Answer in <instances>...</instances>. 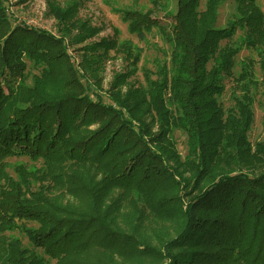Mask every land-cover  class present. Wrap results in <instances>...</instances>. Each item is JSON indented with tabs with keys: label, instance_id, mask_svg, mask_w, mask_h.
Wrapping results in <instances>:
<instances>
[{
	"label": "trees",
	"instance_id": "trees-1",
	"mask_svg": "<svg viewBox=\"0 0 264 264\" xmlns=\"http://www.w3.org/2000/svg\"><path fill=\"white\" fill-rule=\"evenodd\" d=\"M1 1L0 264H264V142L246 136L258 83L251 61L234 74L232 44L240 31L264 85L256 0H153L167 23L152 10L125 12L139 40L156 28L170 46L169 71L121 105L125 114L84 96L63 43L12 28ZM226 79L228 108L219 101ZM170 120L187 136L183 162ZM109 187L120 193L106 204ZM134 201L141 219L177 222L173 237L121 230L118 208L127 202L133 211Z\"/></svg>",
	"mask_w": 264,
	"mask_h": 264
},
{
	"label": "rangeland",
	"instance_id": "rangeland-1",
	"mask_svg": "<svg viewBox=\"0 0 264 264\" xmlns=\"http://www.w3.org/2000/svg\"><path fill=\"white\" fill-rule=\"evenodd\" d=\"M152 1L2 0L1 3L12 28H29L31 32H44L63 43L65 59L74 68L84 96L92 102L99 100L112 110L125 114L123 106L131 107L139 101L140 94L148 91L147 83L155 85L158 82L157 73L161 68L169 71L170 46L164 41L161 33L156 28H151L145 33L143 40H139L136 32L129 28L124 19V13L127 11L145 13L152 10V19L155 17L162 23L169 22L170 18L164 15L167 10L159 8L157 12L154 11ZM256 2L264 14V0ZM171 8L173 10V5ZM172 10L170 9V13ZM228 10L227 7L220 11L219 25L224 22ZM241 35L242 33L237 31L232 39V44L239 47L234 74L239 73L246 61H251V70L258 83L253 90L254 100L250 106L252 116L246 127L248 142L253 145L264 142V85L259 83L258 58L251 48L242 45ZM24 61L29 65L27 60ZM232 89L231 80L226 79L224 92L219 97L225 108L233 105ZM179 127L170 120L167 130L170 131L169 138L175 145L174 150L183 162L187 155V136ZM90 128L93 130L96 126ZM155 128L154 126V132L158 130ZM9 161L32 164L26 158H11ZM168 166L175 165L169 162ZM94 171L100 176L103 174L98 169ZM97 174L94 175L95 179ZM107 192L109 196L105 203L116 202L120 190L109 187L106 188ZM180 196H183L182 189ZM120 207H117L115 223L125 233H132L141 239L144 236L150 241L158 236L173 237L177 222L139 218L137 210L141 206L137 201L133 203V211L127 202L121 203ZM22 243L26 244L25 241Z\"/></svg>",
	"mask_w": 264,
	"mask_h": 264
}]
</instances>
